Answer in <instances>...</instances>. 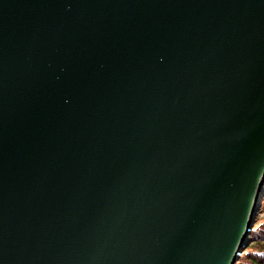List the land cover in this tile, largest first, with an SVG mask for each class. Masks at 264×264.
<instances>
[{
	"label": "water",
	"instance_id": "obj_1",
	"mask_svg": "<svg viewBox=\"0 0 264 264\" xmlns=\"http://www.w3.org/2000/svg\"><path fill=\"white\" fill-rule=\"evenodd\" d=\"M263 189L264 0H0V264H234Z\"/></svg>",
	"mask_w": 264,
	"mask_h": 264
},
{
	"label": "trees",
	"instance_id": "obj_2",
	"mask_svg": "<svg viewBox=\"0 0 264 264\" xmlns=\"http://www.w3.org/2000/svg\"><path fill=\"white\" fill-rule=\"evenodd\" d=\"M261 204L264 209V194ZM234 264H264V216L252 224L250 241L240 251Z\"/></svg>",
	"mask_w": 264,
	"mask_h": 264
},
{
	"label": "rangeland",
	"instance_id": "obj_3",
	"mask_svg": "<svg viewBox=\"0 0 264 264\" xmlns=\"http://www.w3.org/2000/svg\"><path fill=\"white\" fill-rule=\"evenodd\" d=\"M263 216H264V209L262 208V204H261L260 208L254 214V217H253L254 219H253V223L252 224L255 223L256 219H258L259 217H263ZM249 241L247 240L245 243H247ZM245 243L243 244L242 248L245 246ZM241 251H242V249H241Z\"/></svg>",
	"mask_w": 264,
	"mask_h": 264
},
{
	"label": "bare ground",
	"instance_id": "obj_4",
	"mask_svg": "<svg viewBox=\"0 0 264 264\" xmlns=\"http://www.w3.org/2000/svg\"><path fill=\"white\" fill-rule=\"evenodd\" d=\"M264 190V189H263ZM263 194H264V191L262 192L261 194V200H260V205H261V202H262V197H263ZM243 249V248H242ZM236 261V260H235Z\"/></svg>",
	"mask_w": 264,
	"mask_h": 264
}]
</instances>
